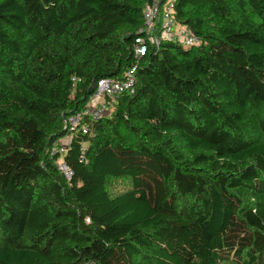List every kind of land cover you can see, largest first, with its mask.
<instances>
[{
	"label": "trees",
	"instance_id": "obj_1",
	"mask_svg": "<svg viewBox=\"0 0 264 264\" xmlns=\"http://www.w3.org/2000/svg\"><path fill=\"white\" fill-rule=\"evenodd\" d=\"M167 1L0 0V264H264V0H174L199 45L148 46L110 115L63 123Z\"/></svg>",
	"mask_w": 264,
	"mask_h": 264
},
{
	"label": "built area",
	"instance_id": "obj_2",
	"mask_svg": "<svg viewBox=\"0 0 264 264\" xmlns=\"http://www.w3.org/2000/svg\"><path fill=\"white\" fill-rule=\"evenodd\" d=\"M174 0H168L161 10L156 3L147 6L143 11L145 28L141 38L136 40L133 53V65L120 78L101 79L96 83L93 93L88 98L82 110L63 121L66 129L71 132L79 131L87 134L88 121H97L107 116L109 107L121 96L132 94L135 89V73L140 60L145 56L148 46H158L160 42L179 43L185 47L199 45L197 37L187 28L178 26L171 16ZM74 81V79H73ZM69 138H63L52 148V154L64 155L65 146ZM65 176L70 172L59 166Z\"/></svg>",
	"mask_w": 264,
	"mask_h": 264
},
{
	"label": "rangeland",
	"instance_id": "obj_3",
	"mask_svg": "<svg viewBox=\"0 0 264 264\" xmlns=\"http://www.w3.org/2000/svg\"><path fill=\"white\" fill-rule=\"evenodd\" d=\"M113 110H114V108L110 110V113L108 115H110L113 112ZM59 166L61 167V164ZM127 186H128V182L123 181V180L110 181L107 185V189L112 196V195H117V194L122 193L123 191H125Z\"/></svg>",
	"mask_w": 264,
	"mask_h": 264
}]
</instances>
